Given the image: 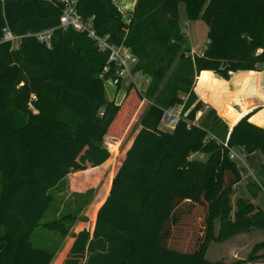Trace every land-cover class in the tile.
<instances>
[{
    "label": "trees",
    "instance_id": "16d2710c",
    "mask_svg": "<svg viewBox=\"0 0 264 264\" xmlns=\"http://www.w3.org/2000/svg\"><path fill=\"white\" fill-rule=\"evenodd\" d=\"M180 3L190 20L208 26L202 54L183 48ZM63 7L60 0L0 1V264L53 263L56 248L35 245L34 231L44 224L66 235L63 220L75 215L42 223L54 201L50 190L69 173L103 163L106 134L128 139L110 192L96 204L93 231L92 207L54 264L252 260L264 241L234 263L206 253L213 241L264 230L259 205L233 201L242 174L230 156L236 146L264 154V126L247 114L229 129L216 107L198 99L195 82L202 70L229 79L231 72L264 69V0H136L128 23L114 0H76L80 15L94 17L97 33L130 46L139 58L133 70L150 77L144 89L131 83L120 103L107 96L105 79L114 72L109 52L87 32L58 28ZM6 27L22 35L18 48L3 40ZM53 27L50 46L27 35ZM179 104L175 127L163 129L165 109ZM199 111L203 117L195 123ZM253 119L264 123V112Z\"/></svg>",
    "mask_w": 264,
    "mask_h": 264
},
{
    "label": "crops",
    "instance_id": "0c3cea01",
    "mask_svg": "<svg viewBox=\"0 0 264 264\" xmlns=\"http://www.w3.org/2000/svg\"><path fill=\"white\" fill-rule=\"evenodd\" d=\"M132 1V5L134 8L136 0ZM191 50L198 53L192 47ZM211 73L214 74V76H212ZM203 75L204 79L202 78ZM200 82L202 83V89H200L199 87ZM195 89L199 96V100L205 101L207 103V106L210 105L217 108L218 117L225 121V123L229 126V129H232L233 125H235L242 117L247 114H251L249 118L251 122L259 126H264V123H259L253 119L257 114L264 112V69L240 70L231 72L229 79H225L221 76L217 77L216 73L213 70H202L196 78ZM116 96H119L120 98L118 101L116 100V102L120 103L125 96V92L122 95L117 92V94L113 98H116ZM239 99L240 102L238 103L237 100ZM202 113L203 111H199L197 113V116H201ZM176 122L173 124H166L162 122L161 127L163 128L164 124L166 126V130H172L175 127ZM127 142L128 139L123 142L122 138L118 136L106 134L101 143V146L108 151V158L103 163L91 168H87V170L96 169L98 167L101 168L106 164H108V166L112 165V167L116 166L118 157ZM112 145L116 146L115 151H113ZM232 151L236 155L234 159L238 158L240 160V162H237V165L242 174L241 181H239L235 185L233 201H235L237 197H244L259 205L264 210L263 152L258 149L251 153H248L239 146L233 147ZM199 154L200 153H195L193 156L200 157ZM84 171V169L76 170L69 173L68 175L81 174ZM79 182L80 181H78L77 183ZM60 185L61 184H58L56 187L52 188L50 192L53 194V190L58 188ZM109 192L107 193V196ZM107 196L105 197V200ZM55 200L53 201V203L56 202ZM104 202L105 201H103V203ZM262 241H264V230L251 229L246 232L238 233L225 241L218 242L225 243V245H227V249L224 254L221 255V258L214 259L213 261L234 263L238 260H245L248 258L247 255H250L252 253L255 245ZM257 255L259 256L256 259L252 261L245 260L242 264H264V247H261L258 250ZM59 256L55 257V260L52 264L56 262V259Z\"/></svg>",
    "mask_w": 264,
    "mask_h": 264
},
{
    "label": "rangeland",
    "instance_id": "374dc122",
    "mask_svg": "<svg viewBox=\"0 0 264 264\" xmlns=\"http://www.w3.org/2000/svg\"><path fill=\"white\" fill-rule=\"evenodd\" d=\"M120 4H124L125 8L122 11L123 18L127 21H130V12L133 8L132 0H119ZM179 13H180V30L185 31V37L187 42L183 44V48L185 46H190L194 48L198 54L204 50V47L208 41V26L205 21L198 20H190L187 17L185 5L184 3H180L179 5ZM192 52V50H191ZM179 52L177 53L176 60L178 59ZM173 67L168 71L167 77L170 75ZM150 77L143 76L139 81L140 89H144L147 87L149 83ZM131 85L130 78L128 75L123 79L121 84H117L114 81H110V79H105V86L107 91V96L110 99L119 100V96L113 98L117 92L122 95L124 92L126 93V88ZM31 108L36 112L32 105ZM205 113V112H204ZM203 114L201 116H197L195 118V123H200ZM163 128L166 129V126L163 124ZM217 134L224 136V128L223 126H219L217 129ZM116 141V140H114ZM113 151L116 150V146L112 145ZM201 158H205L206 155L200 153ZM237 162H240L238 158L235 159ZM113 161V159H112ZM85 171L81 174L67 175L59 184H61L58 188L53 190L54 200L56 202L50 207L45 216L42 219V223L51 222L56 219L62 218L66 214L75 215V219H65L63 220L64 225L68 229V234L62 235L59 230H51L44 226V224L38 226L34 234L32 236V241L37 246L56 248L55 257L59 256L66 246L71 234L79 224L80 220L84 218V215L89 212L93 207L92 212V223H91V232L94 229L96 216L99 208L96 207L97 203H101V201L107 196V191L109 186L111 187V183L114 177L115 166H108V164L102 166L101 168H96L92 170L84 169ZM2 181H3V171L0 170V191L2 189ZM80 181L79 183H77ZM76 183V184H75ZM75 184V185H74ZM56 197V198H55ZM105 201V200H104ZM94 204V205H93ZM102 205V204H101ZM264 247V246H263ZM262 247V248H263ZM227 249V245L225 243L211 242L210 247L208 249L207 258L210 260L219 259L221 255ZM260 249V248H259ZM253 251L252 257L256 259L259 255H257L258 250ZM249 257V255H247ZM251 259L249 261H252Z\"/></svg>",
    "mask_w": 264,
    "mask_h": 264
},
{
    "label": "built area",
    "instance_id": "2783aa9c",
    "mask_svg": "<svg viewBox=\"0 0 264 264\" xmlns=\"http://www.w3.org/2000/svg\"><path fill=\"white\" fill-rule=\"evenodd\" d=\"M60 1L64 4V7L63 12L60 16V23L57 27L61 28L62 30L73 28L77 32H87L88 35L96 42L100 50L109 52L108 61L111 63V65L114 66V72L112 75L109 76L108 79L117 83L120 78L124 79L128 75L131 83H134L136 86L139 87V81L143 76L146 75L143 74L141 71L133 70L136 64L138 63L139 58L132 51L131 47L125 44L124 42L116 43L110 41L107 35H99L94 28V17L92 16L89 19H85L82 15H80L76 9V0ZM114 3L121 11L124 10V4H120L119 0H114ZM54 30V27L47 28L33 33H28L27 35H33L38 41L50 46ZM21 38L22 35L15 34L9 27H6L4 29L3 40L11 42L14 48L19 47ZM191 53L194 54L196 52L192 51ZM111 65L105 66L103 74H106L110 71ZM237 102L239 103L240 99L237 100ZM182 110L183 104H179L165 109L162 119L163 122L166 124L175 123L180 118ZM225 145H227V142H225ZM230 156L232 158H235L236 156L232 149L230 152Z\"/></svg>",
    "mask_w": 264,
    "mask_h": 264
},
{
    "label": "water",
    "instance_id": "95a60500",
    "mask_svg": "<svg viewBox=\"0 0 264 264\" xmlns=\"http://www.w3.org/2000/svg\"><path fill=\"white\" fill-rule=\"evenodd\" d=\"M227 61H224V65H226ZM217 77H220V75L218 73H216ZM234 126V125H233Z\"/></svg>",
    "mask_w": 264,
    "mask_h": 264
}]
</instances>
